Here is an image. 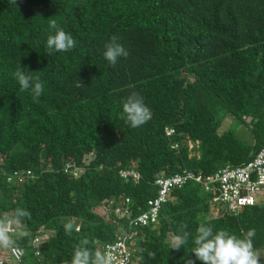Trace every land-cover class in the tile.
Segmentation results:
<instances>
[{
    "label": "trees",
    "instance_id": "16d2710c",
    "mask_svg": "<svg viewBox=\"0 0 264 264\" xmlns=\"http://www.w3.org/2000/svg\"><path fill=\"white\" fill-rule=\"evenodd\" d=\"M51 18L75 39L69 52L47 53ZM112 39L127 53L114 65L103 57ZM18 63L45 85L35 101L19 89ZM132 94L150 110L135 128L121 118ZM222 111L247 127L250 143L219 131ZM263 146L264 0H0V222L15 228L8 245L26 251L20 264H71L77 247L94 258L118 229L128 231L109 200L127 198L135 216L155 196L156 177L240 166ZM120 169L138 179L120 178ZM27 170L32 178L8 180ZM19 210L29 215L17 220ZM203 223L238 236L255 228L264 264V195L231 214L194 182L170 191L155 225L130 229L129 264H202L191 237ZM181 228L188 244L170 249ZM42 234L35 256L32 240Z\"/></svg>",
    "mask_w": 264,
    "mask_h": 264
},
{
    "label": "built area",
    "instance_id": "2783aa9c",
    "mask_svg": "<svg viewBox=\"0 0 264 264\" xmlns=\"http://www.w3.org/2000/svg\"><path fill=\"white\" fill-rule=\"evenodd\" d=\"M165 135L170 137L175 131L171 127L164 129ZM173 150L178 149L177 142H172L170 146ZM71 171L73 176H77L80 169L72 164H66L64 171ZM118 176L124 180L138 179V173L133 169H120ZM24 177L32 178L30 170L23 172L13 171L8 180L20 181ZM188 182H194L200 186L203 192L208 194L210 202L214 205H221L231 214L246 206H251L257 201L256 195H264V146L261 147L254 157L245 164L230 167L225 166L209 174H202L193 170H183L171 176H158L154 179L156 187L155 196L146 202V209L141 213L131 216L127 198H119L117 202L109 200L106 207L117 217H125L128 220V231L118 229L115 238L102 246V252H107L112 256V264H129L133 251L130 242L132 234L130 229L137 226L155 225L159 219L162 205L166 202L171 190L180 188ZM107 208H104L106 212ZM0 231L8 235L15 232V228L10 220L0 222ZM47 234L36 235L32 240L34 255L37 256L39 248L47 239ZM26 251L15 245L6 247V256L0 254V264H20Z\"/></svg>",
    "mask_w": 264,
    "mask_h": 264
},
{
    "label": "clouds",
    "instance_id": "9594fccd",
    "mask_svg": "<svg viewBox=\"0 0 264 264\" xmlns=\"http://www.w3.org/2000/svg\"><path fill=\"white\" fill-rule=\"evenodd\" d=\"M48 35L44 47L48 54L66 53L76 46L73 36L64 30L57 19L47 21ZM126 50L115 39L104 45L103 57L109 64H115L121 57L126 56ZM29 71L17 64L14 77L20 91H29L33 101L37 100L44 91V83L39 77L28 75ZM121 118L133 128L144 124L150 118V110L143 98L132 94L122 102ZM26 210H19L16 218L27 217ZM65 230L71 232L72 225L67 224ZM255 228L247 229L246 233L238 236L225 230H215L211 223H203L196 229V235L191 237L192 253L202 264H258V257L253 249ZM190 233L183 230L172 237L170 249L179 250L188 244ZM0 243H11L6 232L0 231ZM71 264H112V256L107 252L97 251L94 254L87 247H77L71 257Z\"/></svg>",
    "mask_w": 264,
    "mask_h": 264
},
{
    "label": "rangeland",
    "instance_id": "374dc122",
    "mask_svg": "<svg viewBox=\"0 0 264 264\" xmlns=\"http://www.w3.org/2000/svg\"><path fill=\"white\" fill-rule=\"evenodd\" d=\"M220 125H219V131H227V130H233L237 136L241 139L244 140L246 142H251L252 141V137L251 134L249 132V130L247 129V127L240 123V121L236 118H234L232 115L225 113L222 111V113L220 114ZM193 144L189 143V146L191 147ZM191 155L196 154V150H192ZM256 201H261L263 199L262 195H256L255 196ZM97 212L99 214H106V210H104V208H102L101 206L98 207ZM108 220L110 219V217L107 218ZM3 256H6V251L3 252Z\"/></svg>",
    "mask_w": 264,
    "mask_h": 264
},
{
    "label": "crops",
    "instance_id": "0c3cea01",
    "mask_svg": "<svg viewBox=\"0 0 264 264\" xmlns=\"http://www.w3.org/2000/svg\"><path fill=\"white\" fill-rule=\"evenodd\" d=\"M1 255H4L3 253H0Z\"/></svg>",
    "mask_w": 264,
    "mask_h": 264
}]
</instances>
